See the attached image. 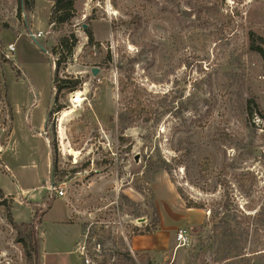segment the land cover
Returning a JSON list of instances; mask_svg holds the SVG:
<instances>
[{
	"label": "rangeland",
	"instance_id": "obj_1",
	"mask_svg": "<svg viewBox=\"0 0 264 264\" xmlns=\"http://www.w3.org/2000/svg\"><path fill=\"white\" fill-rule=\"evenodd\" d=\"M22 2L0 0V264H264V0H78L61 32ZM71 32L60 72L85 83L50 118ZM49 205L30 260L9 213Z\"/></svg>",
	"mask_w": 264,
	"mask_h": 264
},
{
	"label": "trees",
	"instance_id": "obj_2",
	"mask_svg": "<svg viewBox=\"0 0 264 264\" xmlns=\"http://www.w3.org/2000/svg\"><path fill=\"white\" fill-rule=\"evenodd\" d=\"M48 1L53 2V10L50 16V25H53L54 30L61 32L62 30H64L67 24H71L72 21L75 19L76 17L75 4L78 0H48ZM35 2L36 0H23L22 8L27 15L32 11ZM86 25L88 26V28L85 29V33L88 39V45L92 48L100 47V44L95 40L94 32L92 27L90 26L89 20H87ZM253 36L254 34H252L251 49L253 50V52L261 56L264 61V38L255 37V36L253 37ZM255 41H257V45H255ZM78 44H79V38L74 32H71L60 38L59 48L53 49L50 52V54L53 57H57L58 55L61 56L60 59H57V61H55L54 88L56 91V95H55L54 105L49 113L50 118L54 114L60 113L65 109L64 106L59 105L58 103V94L63 91L74 92L77 90H82L83 84L85 83L84 79L79 76L74 77L73 75H65L64 77L61 75L60 72V67L62 62H64L67 59L62 55L63 52L62 50H64V52H67L68 56L72 57ZM3 60L5 61L6 64L10 65L12 69L17 70V68L14 66V63L8 57L3 56ZM263 68H264V64H263ZM17 73H18V77H20L21 75L20 71L17 70ZM129 151L130 148H128V152ZM56 176L57 174H55V177ZM5 198H6L5 193L0 189V201H4ZM186 205H187L186 206L187 209H204V207L201 204L190 205L188 203ZM50 209L51 206L49 205L47 209L41 214L40 218H37V221H33L30 224L28 223L18 224L17 222L14 221L12 215L9 213L8 218L13 228L18 234V242L21 243L23 247L28 251V257L30 260L33 259L34 256L32 255V253H34V255L38 257V261L40 260L41 262V253H40V248L38 246L40 244V241L37 239L38 238L37 229L42 225L43 216ZM156 231H157L156 227L155 228L147 227L145 233L153 234ZM130 259L132 260V258Z\"/></svg>",
	"mask_w": 264,
	"mask_h": 264
},
{
	"label": "built area",
	"instance_id": "obj_3",
	"mask_svg": "<svg viewBox=\"0 0 264 264\" xmlns=\"http://www.w3.org/2000/svg\"><path fill=\"white\" fill-rule=\"evenodd\" d=\"M31 38L34 39V40H39L43 34L42 33H37V34H33L31 33ZM8 51L13 53L15 51V46L14 44H11L8 46ZM52 190H54L56 192V194L59 196V197H64L65 196V191L63 189V186L59 185L57 186L56 188H52ZM177 243H178V248H186L188 247L190 244H191V236L188 232V230L186 229H180L177 233ZM82 255L84 253H81ZM87 264H88V260L86 261Z\"/></svg>",
	"mask_w": 264,
	"mask_h": 264
},
{
	"label": "water",
	"instance_id": "obj_4",
	"mask_svg": "<svg viewBox=\"0 0 264 264\" xmlns=\"http://www.w3.org/2000/svg\"><path fill=\"white\" fill-rule=\"evenodd\" d=\"M86 28H87V26L85 25V29H86ZM34 42L38 45V47H39L40 49H42L43 51L47 52V50L44 48V46H42L41 44H39L37 40H35ZM99 72H100L99 69H96V68L92 69V74H93L94 77H96V76L99 74ZM51 185H52V188L55 187L54 176H52V182H51Z\"/></svg>",
	"mask_w": 264,
	"mask_h": 264
},
{
	"label": "crops",
	"instance_id": "obj_5",
	"mask_svg": "<svg viewBox=\"0 0 264 264\" xmlns=\"http://www.w3.org/2000/svg\"><path fill=\"white\" fill-rule=\"evenodd\" d=\"M37 1H42V0H37ZM36 1V2H37ZM44 2V1H43ZM37 4V3H36ZM35 4V5H36ZM34 12H32L31 14V16L32 17H34L35 16V13H36V11L35 10H33ZM37 33H42L41 31H39V32H37ZM43 34V33H42ZM44 36H42L41 38H43ZM33 41H35L34 39H33ZM38 41V40H37ZM72 216H73V211L71 212V215H70V218H69V220L68 221H65V222H62V223H69L70 222V219L72 218ZM42 221H43V219H42ZM43 223V222H42ZM75 223H79V222H75ZM75 223H71V224H75ZM79 243V242H78ZM137 245H139V243L137 244ZM138 247H140V246H138ZM151 248H153V247H151ZM80 264V263H79Z\"/></svg>",
	"mask_w": 264,
	"mask_h": 264
}]
</instances>
